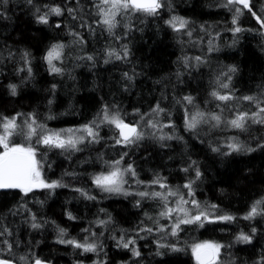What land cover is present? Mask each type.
Here are the masks:
<instances>
[{
    "label": "trees",
    "instance_id": "obj_1",
    "mask_svg": "<svg viewBox=\"0 0 264 264\" xmlns=\"http://www.w3.org/2000/svg\"><path fill=\"white\" fill-rule=\"evenodd\" d=\"M99 3L100 0H34V5L43 11L48 10L45 5L64 10L61 16L50 15L48 24L37 23L34 6L26 0H8L6 5H0V118L20 113L23 115L17 123L22 125L25 117L34 114L48 131L75 130L100 118L107 105L110 115L119 113L125 123H138L146 139L124 147L113 139L118 135L114 126L103 123L99 143L86 142L79 146L82 151H62L35 144V136L26 140L18 129L10 137L11 142L32 144L37 149L43 177L65 186L36 189L28 196L19 190L0 192V226L11 230L12 235L6 238L13 244L8 251L0 243V259L16 264H32L37 257L45 264H197L192 246L210 241L224 245L218 264H261L264 215L250 220L243 217L257 200H264V147H260L264 145V125L249 122L241 131L224 123L211 127L201 122L195 130H188L185 113L187 108L190 115L200 111L208 119L215 113L226 120L233 118L236 108L253 110L247 102L234 100L221 111L217 105L222 102L211 93L225 94L230 89L235 97L264 96V28L245 10L238 21L243 30L234 35L233 12L223 7L225 0H166V6L155 17L122 13L117 17L118 26L109 33L97 23L101 19L96 14ZM255 3L256 11L264 14V0ZM68 8L75 11L70 14ZM172 16L189 21L191 37L169 27L166 21ZM57 43L64 45L61 60L54 61L62 69L59 74L51 73L45 60L47 51ZM124 45L129 50L126 60L108 57L109 51L121 54ZM210 47L214 50L209 51ZM25 51L30 54L28 63L22 58ZM9 52L13 55L9 56ZM89 56L93 59H87ZM197 56L204 62L197 64ZM185 58L191 67L185 66ZM233 66L237 71L230 73L229 89H223L218 80L226 82L223 73ZM124 73L132 79L128 80ZM13 84L17 86L15 96L9 90ZM187 95L194 98L192 105L178 103ZM157 104L165 110L159 116L152 112ZM150 119L172 126L157 131L146 127ZM23 131L27 132V128ZM153 132L155 136L150 134ZM159 135L173 138L161 141ZM233 142L255 150L224 155L229 152L227 145ZM213 147L220 151H212ZM125 152L128 155L122 166L131 164L144 184H136L126 176L129 184H125V190L133 194L101 192L92 177L108 170L105 161L110 164ZM194 168L201 172L199 179L195 178ZM157 177L181 194L188 191L183 185L195 180L194 199L210 219L225 214L235 219L205 221L203 227L182 225L178 241L172 237L167 240L182 250L165 248L161 249L164 255H155V241L164 235L157 229L171 221L159 217L162 202L141 199L134 193L165 192L158 186L147 187ZM77 188L96 199L85 198L75 191ZM168 200L169 206L175 208L177 197L170 196ZM213 204L217 208L212 209ZM184 207L195 212L190 204ZM69 213L75 219H69ZM33 214L43 225L39 229L30 226ZM98 220L110 222L98 226ZM141 227H152L154 231L139 232V237H144L141 239L137 236ZM59 228L67 232L64 239L80 242L89 236L84 229L95 232L97 235L89 242L97 243V252L85 253L58 243ZM242 232L251 235V243L237 240ZM120 236L136 239L135 247L141 256L134 257L118 247L113 237Z\"/></svg>",
    "mask_w": 264,
    "mask_h": 264
},
{
    "label": "snow or ice",
    "instance_id": "obj_2",
    "mask_svg": "<svg viewBox=\"0 0 264 264\" xmlns=\"http://www.w3.org/2000/svg\"><path fill=\"white\" fill-rule=\"evenodd\" d=\"M29 5L34 6V16L37 23L48 24L49 16L63 15V9L60 6L45 7L48 8L47 11H43L41 7H36L34 5V0H26ZM79 2V0H77ZM8 0H0V5H6ZM166 6V0H100V3L96 5L97 15L101 17L98 24L105 27L109 33H113V30L118 26L119 21L117 17L123 14H136L140 13L145 16L155 17L158 15L159 10ZM223 7L229 8L233 12L232 25L234 26L231 31L233 34L240 33L243 29L238 26L239 17L246 10L251 14L260 24L261 28H264V14L258 13L256 11L255 0H225ZM67 11L71 14L75 11L73 8H68ZM3 17V13L0 12V18ZM73 19H76L73 16ZM166 23L173 29L175 32H185L186 35L191 37L192 32L188 29L189 21L179 17L172 16ZM60 24H57L56 27H60ZM84 26L83 24L81 25ZM73 35H78L73 33ZM82 42V41H81ZM211 44V41H209ZM64 45L57 43L53 44L51 48L47 51L45 60L49 66L51 73L59 74L62 69L58 67L54 61H60L63 55ZM213 48H209V51H213ZM13 53L9 52V56H12ZM129 55V50L127 45L123 46V51L121 54H117L114 51L108 52V57L111 58L115 56L116 59H127ZM30 54L25 51L22 54V58L25 63L29 62ZM87 59L92 60L93 57L89 56ZM197 64L203 63L204 61L200 56L195 57ZM108 63L106 59L104 61ZM185 66L191 67L188 62V58H185ZM237 69L233 66L228 68L227 72L223 73L226 77L225 81L218 80L220 87L223 89H229L232 76L230 73H235ZM29 74L31 73V68H28ZM124 76L131 80L132 77L128 73H124ZM55 88V85H53ZM9 90L11 95L15 96L17 94V86L9 85ZM211 95L217 100L222 102V105L218 104L217 107L221 108V111L227 107L228 102L234 100H241L247 102L253 110L247 111L242 108H236L233 113V118L222 120L221 115L211 114L208 119H205V113L197 111L194 115H190L187 108L185 113V126L188 130H195L201 122L210 124L211 127H219L222 123L226 124L228 127L233 129H239L241 131L246 130L249 122L252 124H261L264 125V96H253V95H244L241 97H235L232 91H229L225 94L220 92L213 91ZM51 103V101H49ZM178 103H183L185 105H192L194 103V98L190 95L184 96L182 101ZM233 107L236 106L233 104ZM165 110L157 104L152 112L159 116ZM23 114L17 113L12 117H2L0 118V127L3 131L0 133V190H19L23 196H28L36 189H55L58 187H63L60 181H47L41 171V162L37 159V149L32 146V144H13L10 140V137L17 133V130L20 129V134H23L26 140L31 141L35 136V144L41 145L49 149H60L62 151H82L79 147L80 145L87 143H99L100 135L99 128L101 124L107 123L114 126L117 130L118 135L114 136L116 144H121L124 147H129L132 145L138 144L139 141L143 140L146 136V133L140 128L138 123H125L124 119L119 115V113L110 115V110L107 105L101 110L100 118L94 119L91 123L82 126L79 129H67L62 131H48L43 124H39L37 118L34 114H29L24 118L23 124H18V119ZM143 119V116H141ZM214 122V123H212ZM169 124H161L159 121L148 120L146 121V127L156 129L159 131L163 127H171ZM27 128V132L23 131V128ZM39 129V131H38ZM67 133V135L64 134ZM76 133H83V135H77ZM151 135L155 136L156 133L153 132ZM160 140L172 139V136L159 135L157 137ZM234 139V138H233ZM229 152L223 153L224 155H230L232 152H251L254 151V148L245 147L244 145L233 142L227 145ZM264 147V145H260ZM212 151H220L219 147H213ZM128 153H122L120 159L111 162L110 164L105 161L107 166V171H102L99 174L92 177V183L94 186L103 193L109 194H124L129 195L125 190V184H129V180L125 177H130L131 181L136 184H144L143 181L138 179V174L135 168L131 164L122 166L124 156H127ZM195 161H192V165H195ZM191 167V165H190ZM185 172H188V168L182 169ZM195 178L199 179L201 172L199 168H194ZM195 180H190L183 185V188H186L187 193L181 194L179 189L173 191L165 180L161 177H157L149 185L148 188L153 186H158L160 189H165V192L160 191H148V190H139L135 195H138L141 199L150 198L155 199L163 204L162 210L159 212V217L170 220V225H161L158 227L157 231L164 233L160 239L156 240L157 251L155 255L162 256L164 252L161 249H170L171 251L178 252L182 249L178 248L176 244L168 243L167 240L169 237L179 239V234L181 231L182 225H197L203 227L205 221L212 223L215 220L220 221H232L235 219L232 215H221L210 219V214L204 210L200 209V204L194 199L195 191L193 189V184ZM75 191L80 192L81 195L85 198L93 200L96 199L95 196L89 195L83 189L77 188ZM177 197L175 201L176 207L172 208L169 206L168 197ZM139 206L140 201L136 202ZM191 204L192 208L195 209V212H190L184 207V205ZM261 205H264V200H257L251 207L250 211L243 218L246 220L253 219L257 215H264V209L261 208ZM26 208V205H21ZM212 209L217 208V205L213 204L210 206ZM27 210V209H26ZM30 211V210H29ZM147 215V214H146ZM69 219H75L70 213L68 214ZM151 219V217H149ZM31 228L39 229L43 225L37 222L36 216L33 214L31 216ZM109 221L98 220V226H104L109 223ZM85 232H89V236L85 237L83 242L77 241L75 239L69 238L64 239L67 235V232L63 228H59V238L58 243L71 245L73 248L81 249L83 252H97L98 245L96 242H89L91 237L96 236L95 232H91L89 229H84ZM154 229L152 227H141L137 229V236L139 237V232H147L149 234L153 233ZM256 229L253 228L252 232L255 233ZM12 232L7 226H0V243L7 246L8 251H11L13 244L8 241L6 237L11 236ZM117 240V246L127 249L132 253L134 257H140L141 252L135 247L136 239L129 238L125 239L124 236L119 238L113 237ZM143 239L144 237H139ZM238 241L244 243H251V235L244 234L243 232L237 237ZM224 245L219 243L205 241L203 243H197L192 246V254L195 257L197 264H218V258L220 256L221 248ZM24 259V257H21ZM0 264H12V261L6 259H0ZM32 264H45L40 258H35ZM261 264H264V260L261 261Z\"/></svg>",
    "mask_w": 264,
    "mask_h": 264
},
{
    "label": "rangeland",
    "instance_id": "obj_3",
    "mask_svg": "<svg viewBox=\"0 0 264 264\" xmlns=\"http://www.w3.org/2000/svg\"><path fill=\"white\" fill-rule=\"evenodd\" d=\"M65 135H67L66 132H64ZM77 135H83V133H76ZM191 205V204H190Z\"/></svg>",
    "mask_w": 264,
    "mask_h": 264
},
{
    "label": "water",
    "instance_id": "obj_4",
    "mask_svg": "<svg viewBox=\"0 0 264 264\" xmlns=\"http://www.w3.org/2000/svg\"><path fill=\"white\" fill-rule=\"evenodd\" d=\"M3 191H10V190H0V192H3ZM12 264H16V263L12 262Z\"/></svg>",
    "mask_w": 264,
    "mask_h": 264
},
{
    "label": "bare ground",
    "instance_id": "obj_5",
    "mask_svg": "<svg viewBox=\"0 0 264 264\" xmlns=\"http://www.w3.org/2000/svg\"><path fill=\"white\" fill-rule=\"evenodd\" d=\"M164 124H165V123H164ZM163 131H164V130H163ZM156 132H157V131H156ZM148 134H149V133H148ZM148 134H147V135H148ZM150 134H151V133H150ZM157 135H158V134H157ZM145 139H146V138H145ZM148 140H149V139H148ZM161 141H162V140H161ZM100 194H101V193H100ZM102 195H103V193H102ZM103 196H104V195H103Z\"/></svg>",
    "mask_w": 264,
    "mask_h": 264
}]
</instances>
